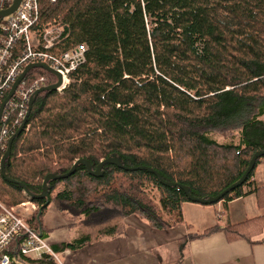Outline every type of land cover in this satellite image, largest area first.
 I'll return each instance as SVG.
<instances>
[{
    "label": "trees",
    "instance_id": "trees-1",
    "mask_svg": "<svg viewBox=\"0 0 264 264\" xmlns=\"http://www.w3.org/2000/svg\"><path fill=\"white\" fill-rule=\"evenodd\" d=\"M49 24L62 33L48 52L61 55L85 45V61L64 91L37 96L6 160L8 177L39 195L47 175L68 173L79 159L95 170L116 157L176 184H164L149 170L106 164L96 176L78 164L69 177L48 182L46 198L32 199L40 208L28 223L38 232H47L43 218L50 206L82 231L54 246L56 252L116 237L130 216L158 230L185 224L184 204L197 202L179 185L194 197H215L240 180L253 155L264 150V0H40L36 28ZM42 76L44 86L56 81L49 71L34 68L22 85L30 88ZM212 133L232 141L220 142ZM260 163L264 156L243 185L202 205L224 202L227 209L245 196ZM254 192L264 202V186ZM28 198L0 169V201L11 208ZM187 228L176 264L189 240L217 232L228 241L264 242L254 239L264 229V214L203 232ZM20 243L18 238L3 251L16 264H58L49 255H22Z\"/></svg>",
    "mask_w": 264,
    "mask_h": 264
},
{
    "label": "crops",
    "instance_id": "crops-1",
    "mask_svg": "<svg viewBox=\"0 0 264 264\" xmlns=\"http://www.w3.org/2000/svg\"><path fill=\"white\" fill-rule=\"evenodd\" d=\"M264 165V163H263ZM258 176L246 187L248 193L227 204L202 205L186 202L183 207L185 224L169 230L151 228L137 216L124 220V232L116 237L95 241L80 249L66 248L58 252L65 264H176L180 260L179 240L188 234L187 225L193 231L220 224H236L263 215L264 202H260L256 186ZM47 232L54 239V246L65 244L81 234L80 228L72 220L50 206L43 218ZM75 232L74 236L71 233ZM264 238L262 233L254 239ZM62 260V259H61ZM179 264H264V242L250 244L246 240L228 241L224 232L189 240L184 259Z\"/></svg>",
    "mask_w": 264,
    "mask_h": 264
},
{
    "label": "built area",
    "instance_id": "built-area-1",
    "mask_svg": "<svg viewBox=\"0 0 264 264\" xmlns=\"http://www.w3.org/2000/svg\"><path fill=\"white\" fill-rule=\"evenodd\" d=\"M13 1L0 0V10L10 7ZM49 1L56 3L60 0ZM39 18L40 0H21L13 13L0 16V108L6 93L10 92L27 65L44 63L55 69L61 76V83L56 90L62 92L71 83V73L85 61V45H78L61 55L48 52L60 38L61 28L54 25L55 29H50L52 24L36 28ZM45 81L46 77L42 76L30 88H25L21 83L6 104L0 117V151L8 148L9 139L26 117L31 97L44 86ZM39 208L31 198L11 208L0 201V264L17 263L15 257L3 251L18 238L21 240L19 251L22 255L39 260L49 255L58 264H65L54 250L53 237L38 232L28 223Z\"/></svg>",
    "mask_w": 264,
    "mask_h": 264
},
{
    "label": "water",
    "instance_id": "water-1",
    "mask_svg": "<svg viewBox=\"0 0 264 264\" xmlns=\"http://www.w3.org/2000/svg\"><path fill=\"white\" fill-rule=\"evenodd\" d=\"M21 0H14L12 5L10 7H8L7 9H4V10H0V16L1 17H5V16H8L10 15L11 13H13L18 5L20 4ZM34 68H42V69H45L47 71H49L50 73H52L53 75H55V77H57V82L56 83H53V84H50V85H47V86H44V87H41L39 89H37L35 91V93L33 94V96L31 97L30 99V102H29V107H28V111H27V114H26V117L22 123V125L19 127V129L17 130V132L9 139V142H8V148L6 150V153L4 154V156L2 157L1 159V162H0V169H1V173L3 175V177L10 181V182H13V183H17V184H20L22 187H24L25 189V193L31 198V199H43V198H46L48 196V188H47V185H48V182L52 179H60V178H66V177H69L70 175H72L75 170H76V167L78 164L80 163H83L88 171L93 174V175H96V176H100L102 175V168L104 165L106 164H114V165H118L119 167L121 168H125V169H128V170H136V169H140V170H149L151 172H154L160 179L161 181L166 184V185H176L175 183H172V182H166L163 180L161 174L159 172H157L156 170L150 168V167H147V166H140V167H133V168H130V167H127V166H124L119 159H117L116 157H110V158H107L103 161H101V163L98 165V167L94 170L93 167H92V164L90 163L89 160L87 159H79L77 160L72 169L66 173V174H63V175H56V174H49L47 175V177L45 178L44 182H43V192L39 195H33L32 193H30V191L27 189V187L19 182V181H16L14 179H11L10 177H8V175L6 174V170H5V163H6V160L8 159V157L10 156L11 154V150H12V144H13V141L14 139L19 135L21 134V132L24 130V127L28 121V118L30 116V113H31V110L33 108V105H34V102L37 98V96L41 93V92H44V91H47V90H50V91H55L56 88L60 85L61 83V76L60 74L55 70L53 69L52 67H50L49 65L47 64H44V63H32V64H29L25 67L23 73L20 75V77L17 79V81L14 83V85L12 86L9 94L7 95V97L5 98L4 102L2 103L1 105V108H0V117L3 113V110L6 106V104L8 103V101L13 97V95L15 94L17 88L19 87V85L23 82V80L25 79L26 75L28 74V72L31 70V69H34ZM262 156H264V150H259L257 151L251 161H250V164H249V167L248 169L246 170V172L244 173V175L241 177L240 180H238L236 183H234L233 185H231L230 187H228L226 190H224L222 193H220L219 195L215 196V197H211L209 199H200V198H197V197H194L191 193H190V190L188 187L184 186V185H179L184 191L185 193L187 194L189 200L193 201V202H197L199 204H213L215 202H218L220 199H222L224 197V195L226 193H229L231 192L232 190L236 189L237 187L241 186L244 184V182L246 181L248 175L252 172V170L254 169L255 165H256V162L259 158H261Z\"/></svg>",
    "mask_w": 264,
    "mask_h": 264
},
{
    "label": "rangeland",
    "instance_id": "rangeland-1",
    "mask_svg": "<svg viewBox=\"0 0 264 264\" xmlns=\"http://www.w3.org/2000/svg\"><path fill=\"white\" fill-rule=\"evenodd\" d=\"M54 25H56V24H52V25H50V26H49L50 29H51V27H52V29H55V27L58 26V25H56V26H54ZM212 136H213V138H216V139H217L218 141H220V142L229 143V142L232 141V140L230 139L231 137H230L229 135H226V134L212 133ZM256 174H257V176H258V183H259V184H263V183H262V182H263L262 180H263V178H264V165H263V163H260V164L258 165L257 170H256ZM261 212H264V210H262ZM75 234H76V233L72 231L71 236H74ZM61 259H62L63 262L65 261V259L63 258V255H61Z\"/></svg>",
    "mask_w": 264,
    "mask_h": 264
}]
</instances>
